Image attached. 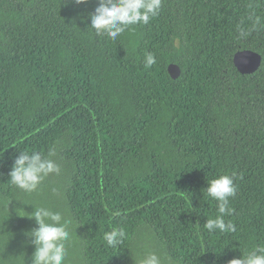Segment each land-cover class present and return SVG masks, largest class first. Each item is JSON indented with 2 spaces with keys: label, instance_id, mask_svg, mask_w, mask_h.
<instances>
[{
  "label": "trees",
  "instance_id": "1",
  "mask_svg": "<svg viewBox=\"0 0 264 264\" xmlns=\"http://www.w3.org/2000/svg\"><path fill=\"white\" fill-rule=\"evenodd\" d=\"M97 3L0 0V264H31L33 207L70 221L65 264H228L264 246V0H162L115 41L89 26ZM243 49L262 56L251 74L233 64ZM50 148L59 174L10 184L19 151ZM220 174L236 185L231 233L203 228Z\"/></svg>",
  "mask_w": 264,
  "mask_h": 264
},
{
  "label": "clouds",
  "instance_id": "2",
  "mask_svg": "<svg viewBox=\"0 0 264 264\" xmlns=\"http://www.w3.org/2000/svg\"><path fill=\"white\" fill-rule=\"evenodd\" d=\"M86 0H74L75 4L85 3ZM162 0H98L93 12L89 13V26L98 36H106L115 41L133 25H147L159 14ZM254 13H250L252 19ZM257 23L259 20L257 19ZM238 35L246 38L248 32L238 26ZM157 63L152 53H147L144 67L151 68ZM55 149L50 148L47 155L39 151H19L8 173L10 184L25 192L37 190L42 180L49 174H59L60 166L52 159ZM207 196L217 202V215L206 219L203 228L209 233H231L236 230L231 220L225 221V216H231L230 198L236 194L234 177L230 174H220L207 180L204 189ZM55 191V190H53ZM24 215L34 219L35 227L25 233L33 246L31 264H65L67 254L65 242L69 240L70 221L58 211L45 207H33V211ZM115 215L119 216L117 210ZM125 237V232L114 227L103 234V240L111 248H118ZM140 264H161L160 257L155 252L147 253ZM228 264H264V246L256 245L251 251L233 258Z\"/></svg>",
  "mask_w": 264,
  "mask_h": 264
},
{
  "label": "water",
  "instance_id": "3",
  "mask_svg": "<svg viewBox=\"0 0 264 264\" xmlns=\"http://www.w3.org/2000/svg\"><path fill=\"white\" fill-rule=\"evenodd\" d=\"M233 64L240 73H250L255 71L261 62V56L250 49L236 51L233 55ZM167 71L172 78H177L180 74V67L175 63L167 66Z\"/></svg>",
  "mask_w": 264,
  "mask_h": 264
},
{
  "label": "flooded vegetation",
  "instance_id": "4",
  "mask_svg": "<svg viewBox=\"0 0 264 264\" xmlns=\"http://www.w3.org/2000/svg\"><path fill=\"white\" fill-rule=\"evenodd\" d=\"M251 50V49H250ZM252 51H254V50H252ZM255 52H257V51H255ZM258 53V52H257ZM258 54H260V53H258ZM260 56H261V54H260ZM261 59H262V56H261ZM259 67V66H258ZM254 72V71H253ZM253 72H250V73H240V74H243V75H245V74H251V73H253Z\"/></svg>",
  "mask_w": 264,
  "mask_h": 264
}]
</instances>
